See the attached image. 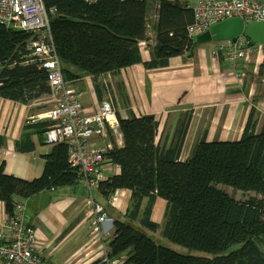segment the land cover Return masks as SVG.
<instances>
[{
    "label": "trees",
    "instance_id": "trees-1",
    "mask_svg": "<svg viewBox=\"0 0 264 264\" xmlns=\"http://www.w3.org/2000/svg\"><path fill=\"white\" fill-rule=\"evenodd\" d=\"M152 0H44L57 53L68 79L81 74L99 77L117 74L122 68L141 63L139 43L147 41L148 14ZM158 20L153 24L155 43L147 68L168 65L174 56L192 54L198 45L187 33L194 10L179 2L157 0ZM32 33L0 24V97L24 104L50 93L49 73L37 63H24ZM188 115L179 139L170 147L156 142L158 120L153 115L123 118L118 115L123 145L108 151L119 173L99 184L105 197L116 190L132 192L125 219L114 221L108 256L124 257L123 264H264V122L257 131L259 112L252 106L238 140L206 141L192 156L180 155L190 122ZM187 117V116H186ZM53 121L25 123L16 142L18 152H32V130L40 136ZM6 138L0 134V145ZM41 176L25 180L7 174L0 166V201L12 211L16 197L29 198L53 188L78 183V172L69 163L68 145L58 142L44 154ZM253 192L237 200L219 188ZM158 198L167 202L164 223L152 220ZM132 223L160 232L179 246L210 254V257L178 252L158 244ZM98 264V261L96 263Z\"/></svg>",
    "mask_w": 264,
    "mask_h": 264
},
{
    "label": "crops",
    "instance_id": "crops-1",
    "mask_svg": "<svg viewBox=\"0 0 264 264\" xmlns=\"http://www.w3.org/2000/svg\"><path fill=\"white\" fill-rule=\"evenodd\" d=\"M170 1L195 6L190 0ZM151 3L150 41L139 43L143 62L122 68L117 74L106 73L97 78L69 68L80 75L67 80L83 92L84 111L97 112L101 101L110 96L117 120L118 115L123 118L153 115L158 120L156 142L166 148L179 139L189 114L180 155L182 161L192 156L204 138L206 141L238 140L252 106L259 112L257 131H260L264 122V51H255L246 60L234 64L222 56L212 55L216 43L213 41L211 45L198 44L192 54L171 57L166 66L147 68L144 62L152 59L153 24L158 20V1ZM107 87H110V95ZM34 106V103L0 97V134L6 138V143L0 145V166L4 165L7 174L25 180L41 176L45 167L43 155L51 149L33 130L35 150L18 152L15 148V142L31 131L25 129V123L40 111L35 112ZM116 144L123 145L120 130ZM109 170L111 176L119 173L120 168L112 166ZM131 195L129 189H121L105 197L99 187L89 191L78 181L73 186L53 188L29 198L16 197L15 201L26 203V221L36 232V244L44 259L54 264H94L108 251L114 234L113 223L116 219H125ZM93 201L102 205L109 217L104 224L106 234L102 237L91 234L88 210ZM166 205L164 199L158 198L153 207L152 220L161 225ZM11 212L5 202L0 201V229Z\"/></svg>",
    "mask_w": 264,
    "mask_h": 264
},
{
    "label": "built area",
    "instance_id": "built-area-1",
    "mask_svg": "<svg viewBox=\"0 0 264 264\" xmlns=\"http://www.w3.org/2000/svg\"><path fill=\"white\" fill-rule=\"evenodd\" d=\"M85 1L96 3L98 0ZM54 10L47 11L44 0H0V24L32 33L24 63H37L47 69L50 93L46 97L52 106L28 120L32 123L44 119L53 121L44 133L46 144L65 142L68 145L69 163L76 168L79 181L91 191L110 176L112 166H118L110 162L107 154L116 144L119 122L110 96L101 101L97 112L84 111V94L65 77L53 40L49 13ZM193 10L194 20L188 25L187 33L194 40L212 24L225 19L239 17L245 23L264 21V0H196ZM262 50L264 43L249 46V39L240 35L236 41H217L211 53L235 64ZM107 90L110 95V87ZM26 209L25 202H15L0 229V262L54 264L40 254L36 232L26 221ZM88 216L91 234L105 235L104 224L109 217L104 207L93 201ZM123 260L124 257L110 258L105 252L98 264H122Z\"/></svg>",
    "mask_w": 264,
    "mask_h": 264
},
{
    "label": "water",
    "instance_id": "water-1",
    "mask_svg": "<svg viewBox=\"0 0 264 264\" xmlns=\"http://www.w3.org/2000/svg\"><path fill=\"white\" fill-rule=\"evenodd\" d=\"M245 35L249 39V46L255 43H264V21L245 23L242 18L234 17L219 21L210 26V28L196 36L197 44L233 40Z\"/></svg>",
    "mask_w": 264,
    "mask_h": 264
},
{
    "label": "rangeland",
    "instance_id": "rangeland-1",
    "mask_svg": "<svg viewBox=\"0 0 264 264\" xmlns=\"http://www.w3.org/2000/svg\"><path fill=\"white\" fill-rule=\"evenodd\" d=\"M192 5H196V2L194 0H190ZM209 45H211L213 43L212 42H205ZM203 44V43H201ZM34 103V110L35 112L37 110L40 109V113L41 111H46L47 109H49L52 104L49 102L48 97H42L41 99L33 102ZM38 112V113H39ZM219 188L224 190L227 194H229L230 196L234 197L237 200H247L250 196H254L256 195L253 192H243V191H239V190H235L230 186H225V185H219ZM135 227L139 228L140 230H142L145 234H147L149 237L153 238L158 244L164 245V246H168L178 252L181 253H185V254H192V255H196V256H204V257H210L211 255L202 251H194V250H189L187 248H184L182 246H179L175 243H172L171 241L167 240L166 238H164L162 236V234H160V232H152L142 226H140L137 223H132Z\"/></svg>",
    "mask_w": 264,
    "mask_h": 264
}]
</instances>
